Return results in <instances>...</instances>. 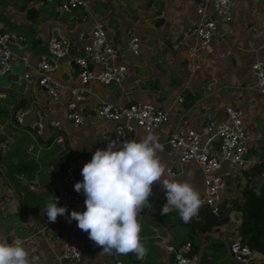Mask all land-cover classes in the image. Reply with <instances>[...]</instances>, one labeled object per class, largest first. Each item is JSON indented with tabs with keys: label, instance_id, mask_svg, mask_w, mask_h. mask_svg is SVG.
<instances>
[{
	"label": "crops",
	"instance_id": "crops-1",
	"mask_svg": "<svg viewBox=\"0 0 264 264\" xmlns=\"http://www.w3.org/2000/svg\"><path fill=\"white\" fill-rule=\"evenodd\" d=\"M231 1L233 17L227 22L213 15L210 8L199 14L195 0H88L85 8L70 12L60 9L59 0H0V31L10 29L24 37L22 52L30 62L26 66L15 57L12 70L0 76V138L7 144L0 152V168L5 175L0 178V238L6 237L9 243L22 240L30 256L39 258V264H60L56 254L69 233L73 230L83 237L77 221L69 222L71 213L50 222L46 207L56 200L52 187L69 160H75L83 169L96 150L106 149V141L116 139L115 122L96 112L100 103L123 106L144 102L167 110L168 121L156 129L134 125L131 140L149 133L158 135L164 146L159 153L162 161L178 180L190 181L199 193L202 170L194 160L180 163L179 150L168 144V134L176 126L181 131L200 130L205 120H223L226 107L234 106L241 109L249 135V163L238 167L226 161L219 168L225 182L221 208L226 211V220L209 229L200 228L205 213L201 207L187 223L175 210L161 215L167 199L157 183L149 197L152 207L141 214V237L147 248L144 259H137L133 253L105 255L102 248L92 251L86 246L83 261L115 264L119 259L123 264H167L174 258V250L167 247L176 249L190 241L199 264L236 263L229 245L234 240L242 241L244 202L251 193L264 194V94L254 88L251 71L252 63L264 56V0ZM206 16L214 17L217 33L210 50L201 52L200 66L191 70L186 53L198 43L193 27ZM96 22L104 25L109 40L120 51L117 61L127 67L121 82H80L79 66L73 60L83 54L78 33H89ZM132 35L140 39L137 54L126 49ZM52 36H66L71 42L58 68L48 72L50 78L63 85L57 100L38 84L36 71L40 56L48 53ZM89 66L95 71L101 67L94 63ZM25 71L32 74L31 82L21 77ZM77 88H83V99L76 101L83 121L75 124L64 114ZM23 109L30 110L25 124H17L15 114ZM38 115L43 117V130L36 135L30 125ZM55 119L60 121L58 126L51 124ZM218 143L213 139L211 149L216 150ZM30 183L36 187L30 188ZM83 195L73 204L74 210H86ZM251 250L252 261L264 257L263 251Z\"/></svg>",
	"mask_w": 264,
	"mask_h": 264
},
{
	"label": "built area",
	"instance_id": "built-area-1",
	"mask_svg": "<svg viewBox=\"0 0 264 264\" xmlns=\"http://www.w3.org/2000/svg\"><path fill=\"white\" fill-rule=\"evenodd\" d=\"M60 9L70 12L73 9L88 5V0H59ZM196 11L203 15L207 8H210L213 15L222 18L224 21H230L233 17V4L231 0L228 3H222L221 0H195ZM193 33L198 38V43L191 45L186 53L188 67L191 70L197 69L202 61L201 52L210 50L212 39L217 33V23L212 16L202 17L193 27ZM187 33L184 32V35ZM78 38L83 41V54L74 56L75 64L79 66V79L82 85L90 80H96L103 83L121 82L127 72L124 63L118 62L120 51L109 40L104 25L96 22L89 33L83 31L78 33ZM174 43V46H177ZM48 53L40 56L37 63V82L44 87L50 97L57 100L60 98L63 85L56 79L50 78L48 72L59 66V59L67 55L71 45L70 39L66 36H52L48 41ZM16 48V49H14ZM140 39L137 35H132L127 40L126 49L134 54L139 52ZM24 37L10 29L0 31V76L12 70V62L15 57L30 66L29 58L24 52ZM20 52L17 54V52ZM22 52V53H21ZM98 64L101 67L95 71L89 64ZM251 71L254 74V88L264 94V56L254 61L251 65ZM21 77L27 82L33 79L29 71L23 72ZM83 87V86H82ZM83 88L73 90L74 98L67 104L65 116L73 119V123H82L83 118L77 109L76 101L83 99ZM29 109H23L15 114L17 124H25V117ZM98 115L103 116L115 122L116 139L111 138L106 141L104 147L107 148L110 142L121 143L124 140H131V130L134 125H138L147 130H153L168 121L167 110L156 107L144 102H133L128 105L118 106L110 102H102L96 107ZM51 124L58 126L60 121L55 119ZM30 129L37 135L43 130V117H38L31 123ZM249 135L245 130L242 111L234 106L226 107V114L223 120L213 121L205 120L201 129L188 128L183 131L174 127L168 134V144L179 150V161L184 163L194 160L204 174L202 191L200 193L201 208H207L214 216L221 213V192L225 187V182L219 174L221 165L228 161L238 167H244L249 163L247 158L246 141ZM218 139L216 150L211 149L210 142ZM7 144L0 138V152L5 151ZM171 171L175 173L172 169ZM82 169L75 160H69L63 167V171L57 182L52 187L54 198L58 197L60 206L67 207L66 216L74 208L73 204L84 198L83 191L76 192L75 184L83 180ZM4 172L0 168V178L4 177ZM30 188H35L34 183L29 184ZM86 199V196H85ZM88 247L95 251L97 246L89 239L88 233L84 232L80 238L76 233H69L62 249L56 254V260L60 264H86L83 261L84 248ZM230 251L232 252L235 264H259L264 262V257L257 261L250 258L252 250L241 240L230 242ZM168 250H174V258L167 264H199V257L192 250V242L186 241L180 244L176 249L168 246ZM115 264H123L121 260H116Z\"/></svg>",
	"mask_w": 264,
	"mask_h": 264
},
{
	"label": "clouds",
	"instance_id": "clouds-1",
	"mask_svg": "<svg viewBox=\"0 0 264 264\" xmlns=\"http://www.w3.org/2000/svg\"><path fill=\"white\" fill-rule=\"evenodd\" d=\"M227 4L228 0H221ZM164 146L158 135L149 133L142 139L110 142L106 149L95 151L81 172L83 180L74 186L83 191L86 210L71 212L69 222L88 233L89 239L102 248L105 255H128L144 259L147 248L141 231L143 209L151 208L149 197L154 184H161L167 202L161 215L178 211L180 218L189 222L201 205L200 193L188 181H180L162 161L159 153ZM58 197L46 207L47 219L55 222L67 213L66 206H59ZM0 264H39L20 239L11 243L0 238Z\"/></svg>",
	"mask_w": 264,
	"mask_h": 264
},
{
	"label": "trees",
	"instance_id": "trees-1",
	"mask_svg": "<svg viewBox=\"0 0 264 264\" xmlns=\"http://www.w3.org/2000/svg\"><path fill=\"white\" fill-rule=\"evenodd\" d=\"M147 209V207L143 209L141 214L147 213ZM202 209L205 213L201 216V222L198 225L200 228L209 229L211 225L221 224L226 220V211L222 208L219 216H214L207 208ZM243 212L244 219L240 228L242 241L250 249H259L264 252V194H249L244 202Z\"/></svg>",
	"mask_w": 264,
	"mask_h": 264
},
{
	"label": "rangeland",
	"instance_id": "rangeland-1",
	"mask_svg": "<svg viewBox=\"0 0 264 264\" xmlns=\"http://www.w3.org/2000/svg\"><path fill=\"white\" fill-rule=\"evenodd\" d=\"M65 12H66V11H65ZM65 12H64V13H65Z\"/></svg>",
	"mask_w": 264,
	"mask_h": 264
}]
</instances>
